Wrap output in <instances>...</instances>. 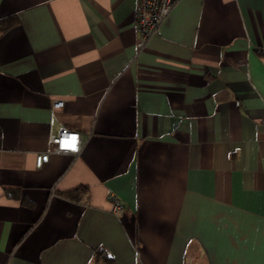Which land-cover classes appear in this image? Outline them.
I'll return each mask as SVG.
<instances>
[{"label": "crops", "instance_id": "crops-1", "mask_svg": "<svg viewBox=\"0 0 264 264\" xmlns=\"http://www.w3.org/2000/svg\"><path fill=\"white\" fill-rule=\"evenodd\" d=\"M136 2L0 0V264H264V0Z\"/></svg>", "mask_w": 264, "mask_h": 264}, {"label": "built area", "instance_id": "built-area-1", "mask_svg": "<svg viewBox=\"0 0 264 264\" xmlns=\"http://www.w3.org/2000/svg\"><path fill=\"white\" fill-rule=\"evenodd\" d=\"M177 0H137L136 2V29L138 32L137 47L142 49L145 47L147 40L157 31L159 25L169 13L173 4ZM63 100L54 99L52 102V110H57L63 106ZM261 122L264 123V114H262ZM82 141L80 135L76 131H72L66 127H60L57 134H52L49 138V149L45 152L38 153L34 157L36 166H40L48 159L49 152H65L77 153L81 149ZM112 206L111 211L120 215L123 213L124 205L115 196L111 195Z\"/></svg>", "mask_w": 264, "mask_h": 264}, {"label": "trees", "instance_id": "trees-1", "mask_svg": "<svg viewBox=\"0 0 264 264\" xmlns=\"http://www.w3.org/2000/svg\"><path fill=\"white\" fill-rule=\"evenodd\" d=\"M16 22L17 20L15 16L0 19V32L6 31L7 29L15 25ZM7 192L11 193L8 190ZM78 193L79 189L68 191L65 193V195L71 198H76L78 197ZM95 264H113V258L107 252L103 250H98L95 254Z\"/></svg>", "mask_w": 264, "mask_h": 264}]
</instances>
